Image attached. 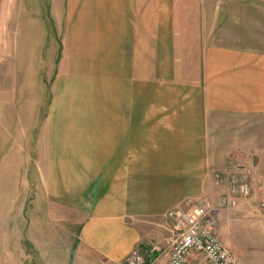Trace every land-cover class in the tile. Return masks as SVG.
<instances>
[{
  "label": "crops",
  "instance_id": "obj_1",
  "mask_svg": "<svg viewBox=\"0 0 264 264\" xmlns=\"http://www.w3.org/2000/svg\"><path fill=\"white\" fill-rule=\"evenodd\" d=\"M157 1L155 8L154 0H50L45 10L20 11L18 28L7 23L6 32L33 27L42 59V48L58 44L55 32L65 33L63 56H53L54 67L46 70L52 75L43 119L42 106L34 109L33 151L53 203L80 220V259L55 255L49 264H88L91 253L126 264L135 248L158 264L153 246L171 247L177 231L167 213L186 200V173L208 171L207 155H193L186 143L197 131H217L219 105L227 102L219 103L212 91L218 28L225 29V47L258 38L242 26L243 8ZM247 1L256 2L253 16L264 25V0ZM5 40L2 47H24ZM25 142H17L21 155ZM8 152L2 146L0 155Z\"/></svg>",
  "mask_w": 264,
  "mask_h": 264
},
{
  "label": "rangeland",
  "instance_id": "obj_2",
  "mask_svg": "<svg viewBox=\"0 0 264 264\" xmlns=\"http://www.w3.org/2000/svg\"><path fill=\"white\" fill-rule=\"evenodd\" d=\"M202 2L204 8L245 9L246 21L242 26L258 39L240 47L231 44V40L225 47L222 37L225 29L218 28L219 46L213 55L218 58V79L217 89L212 81V91L219 103L227 102L224 108L219 105L217 131L204 129L201 133L197 131L196 138L192 135L193 140L188 139L186 147L193 155H207L208 171L186 173V200L173 208L185 207L200 198H207L217 206L220 195L235 196L236 205L217 206L218 234L234 250L238 264H264V25L257 22V15L253 16L251 9L257 7L256 2ZM49 4L50 0H0V41L20 40L24 44L17 52L2 47L0 42V132L3 129L5 137L3 145L0 139V151L2 146L9 151L0 155V264H49L55 255L62 260L80 259L76 255L80 220L67 212L66 205L53 203L43 182L45 174L41 177L37 170L39 156L33 151L34 109L36 105L42 106L39 116L43 119L52 75L46 70L54 67L53 56H63L65 33L55 32L58 44L55 49L42 48L47 50L43 60L39 47L34 48L32 26L25 31L6 32L8 22L9 27L18 28L20 11L28 15L40 7L45 10ZM158 5L154 0V7ZM198 89L205 93L204 86ZM212 113L209 110L208 118H213ZM2 122H5L3 127ZM23 140L26 154L21 155L17 142ZM209 155L218 156L211 160ZM244 179L250 185L248 194L238 191ZM167 215L170 217L169 212ZM175 228L177 231L176 224ZM169 249L163 252L164 258ZM85 258L88 264H108L94 253Z\"/></svg>",
  "mask_w": 264,
  "mask_h": 264
},
{
  "label": "built area",
  "instance_id": "obj_3",
  "mask_svg": "<svg viewBox=\"0 0 264 264\" xmlns=\"http://www.w3.org/2000/svg\"><path fill=\"white\" fill-rule=\"evenodd\" d=\"M240 190V191H239ZM239 192L248 194L250 185L243 180L239 185ZM237 199L232 195H220L217 206H234ZM215 203L207 198L188 203L187 206L173 208L169 211L174 220L177 232L166 258L159 250L154 260L158 264H238V258L229 244L220 238L217 231ZM126 264H151L140 250H133L126 257Z\"/></svg>",
  "mask_w": 264,
  "mask_h": 264
}]
</instances>
